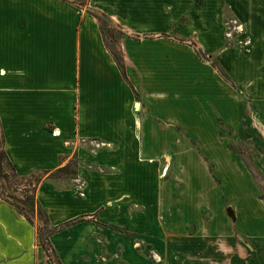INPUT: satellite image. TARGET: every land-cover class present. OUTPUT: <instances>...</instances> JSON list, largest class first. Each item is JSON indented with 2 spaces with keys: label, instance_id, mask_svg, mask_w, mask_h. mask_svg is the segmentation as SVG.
<instances>
[{
  "label": "crops",
  "instance_id": "crops-1",
  "mask_svg": "<svg viewBox=\"0 0 264 264\" xmlns=\"http://www.w3.org/2000/svg\"><path fill=\"white\" fill-rule=\"evenodd\" d=\"M227 137L264 183V0H0L1 169L28 187L76 161L34 183L32 222L0 197V264H57L42 225L58 264H264Z\"/></svg>",
  "mask_w": 264,
  "mask_h": 264
},
{
  "label": "rangeland",
  "instance_id": "rangeland-1",
  "mask_svg": "<svg viewBox=\"0 0 264 264\" xmlns=\"http://www.w3.org/2000/svg\"><path fill=\"white\" fill-rule=\"evenodd\" d=\"M232 25H233V22L227 20V26H229V28H231ZM101 26L103 27L104 35L107 37L106 38L107 45L111 49H113V47H114L113 46L114 45V37L116 36V34H118V30H120L119 27L114 25V24L109 23L108 21H104V23H102ZM227 139H228V142H229V146L230 147L232 146L231 148L236 153H238L239 157L242 158L245 161V163L247 164V166L251 170V172L253 174V177L255 178V180L257 182V185L259 187L260 196L264 200V183H263V180L261 178L260 171L257 168H255V166H253V164L251 162V159L255 155L258 154L256 149H255V147L250 142H241V141H237V140H232L229 137H227ZM3 176L5 177V175H3ZM33 176L31 177V179L28 180L29 183H28V187L27 188H25V186L20 187V194L15 193L13 191L10 194V199L8 200L9 202H11V204L15 203L17 205H20V208H22V211H26L29 214V216H31V217L32 216H36L39 213L36 203H34L32 206H26L23 202H24V200L26 199L27 196H34V186L33 185H34V183H36L35 177L39 176L41 178V180H42L43 178H45L46 175L43 174V173H37V175H35V177H33ZM7 178H9L11 180V182ZM65 178H66L67 181H69V179H70V177H68V176L65 177ZM15 182H16V180L13 179L12 177L11 178L10 177H5V184H9L10 186H13L14 184H16ZM34 201H35V199H34ZM48 231L49 230L42 225L37 230V241H39V239H41V241L39 243L44 248L46 246L48 248V250L50 251L49 244L47 243V233H48ZM42 243H44V245ZM45 250L47 252L46 248H45Z\"/></svg>",
  "mask_w": 264,
  "mask_h": 264
},
{
  "label": "trees",
  "instance_id": "trees-1",
  "mask_svg": "<svg viewBox=\"0 0 264 264\" xmlns=\"http://www.w3.org/2000/svg\"><path fill=\"white\" fill-rule=\"evenodd\" d=\"M111 52L113 54V57L115 58V60L117 61V63L119 64V67L122 68V63H121V58L119 56V54L115 51ZM214 64V63H213ZM232 147V146H231ZM2 160H3V156L0 153V177H1V167H2ZM75 166H76V161L75 160H70L66 165H64L63 167H60L52 172L47 173L48 171H45L43 174H47L48 178H65V177H70L73 178L75 177ZM36 183L40 180V177L37 176L35 177ZM26 206H32L35 201H34V196H27L26 199L23 202ZM12 205L19 210L20 212H22L26 218L28 219L29 222H32L30 219L29 214L26 211H22V208H20V205H17L15 203H12ZM41 241V239H39V242ZM44 245V243H42ZM45 248L47 249V253L49 256H51V258H53L54 262L58 264V262L56 261V259L53 256V252L48 250V248L45 246Z\"/></svg>",
  "mask_w": 264,
  "mask_h": 264
},
{
  "label": "built area",
  "instance_id": "built-area-1",
  "mask_svg": "<svg viewBox=\"0 0 264 264\" xmlns=\"http://www.w3.org/2000/svg\"><path fill=\"white\" fill-rule=\"evenodd\" d=\"M2 166H3V163H2ZM3 175H5V177H10L11 178L12 177V175H11V168L4 166L2 168V170H1L0 180H3L4 181L3 183H5V177ZM7 179L10 180L9 178H7ZM10 182H11V180H10ZM6 185L7 186H5V184L2 185L1 182H0V197H2L4 199H10V194L13 191L15 193L20 194V186L18 185V183L14 184L13 186H10L9 184H6ZM25 188H27V187H25Z\"/></svg>",
  "mask_w": 264,
  "mask_h": 264
}]
</instances>
